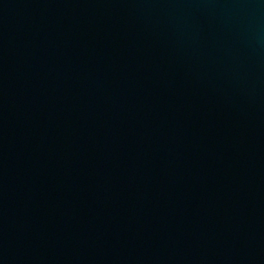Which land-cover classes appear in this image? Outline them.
<instances>
[{
	"label": "water",
	"instance_id": "obj_1",
	"mask_svg": "<svg viewBox=\"0 0 264 264\" xmlns=\"http://www.w3.org/2000/svg\"><path fill=\"white\" fill-rule=\"evenodd\" d=\"M0 264H264V0H0Z\"/></svg>",
	"mask_w": 264,
	"mask_h": 264
}]
</instances>
